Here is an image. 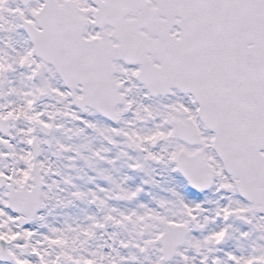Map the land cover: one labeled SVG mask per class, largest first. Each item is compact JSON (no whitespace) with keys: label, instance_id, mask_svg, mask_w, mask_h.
I'll return each mask as SVG.
<instances>
[{"label":"snow or ice","instance_id":"6c2138e0","mask_svg":"<svg viewBox=\"0 0 264 264\" xmlns=\"http://www.w3.org/2000/svg\"><path fill=\"white\" fill-rule=\"evenodd\" d=\"M0 264H264V0H0Z\"/></svg>","mask_w":264,"mask_h":264}]
</instances>
